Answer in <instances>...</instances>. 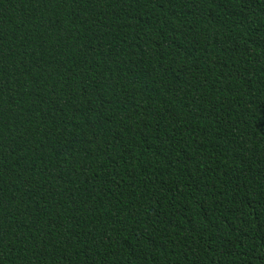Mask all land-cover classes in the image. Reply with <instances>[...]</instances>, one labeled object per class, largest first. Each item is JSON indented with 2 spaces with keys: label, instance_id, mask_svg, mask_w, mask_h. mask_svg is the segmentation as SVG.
Returning <instances> with one entry per match:
<instances>
[{
  "label": "trees",
  "instance_id": "trees-1",
  "mask_svg": "<svg viewBox=\"0 0 264 264\" xmlns=\"http://www.w3.org/2000/svg\"><path fill=\"white\" fill-rule=\"evenodd\" d=\"M0 264H264V0H0Z\"/></svg>",
  "mask_w": 264,
  "mask_h": 264
}]
</instances>
